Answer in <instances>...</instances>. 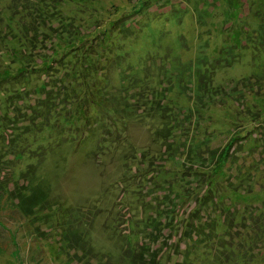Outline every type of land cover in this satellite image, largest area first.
<instances>
[{
    "label": "rangeland",
    "instance_id": "1",
    "mask_svg": "<svg viewBox=\"0 0 264 264\" xmlns=\"http://www.w3.org/2000/svg\"><path fill=\"white\" fill-rule=\"evenodd\" d=\"M35 1L0 0V82L87 60L52 113L0 90V264H264V0H46L31 35Z\"/></svg>",
    "mask_w": 264,
    "mask_h": 264
},
{
    "label": "trees",
    "instance_id": "2",
    "mask_svg": "<svg viewBox=\"0 0 264 264\" xmlns=\"http://www.w3.org/2000/svg\"><path fill=\"white\" fill-rule=\"evenodd\" d=\"M22 1H24V0H11V6L18 5V3L22 2ZM25 1H28V0H25ZM31 3H34V2L31 1ZM35 3L36 4H33L34 5L33 8H32V5H31V7L30 6L26 7L24 9L25 11L23 10L22 15H21V21H22V25H23L22 30H26L27 32L30 31L31 35H32V33L38 32V30L41 29L40 25L44 23L43 21L40 20L41 17H43L44 12L41 11V9L39 7L43 8V6L45 5L46 8L48 7L47 10L49 12H56V9H58L57 7H54L53 4H49L46 0H39L37 2L35 1ZM38 5H39V7H38ZM14 9L15 8L13 6V10ZM32 10H35L34 12L38 15L37 17L34 16V14H32V15L30 14V12ZM14 11H16V10H14ZM27 13H29V14H27ZM125 18L129 19V20L131 19V22L129 21V23L131 24L132 19L136 18V13L134 12V13H131L128 15H123L119 20L123 21ZM135 23H136V21H135ZM79 42H81V40ZM82 42H83V40H82ZM78 43H76V44H78ZM89 47H93V46L91 44H89L86 48H84V51H86L87 48L89 49ZM93 50H95V48H93ZM76 52H79L78 47H76V46H74V48H72V46H71V47H62L60 49H56V51L52 53L53 56L51 58H49L48 60L45 58L42 62H40L38 64L22 67L17 72L10 73L6 77H3L2 78L3 82H0V84L2 83L3 86L2 87L0 86V90L6 92L5 93V99L10 100V104H11V102L14 103L16 100L19 99V98H17L19 96L15 95V92H13V91H15V90L19 91L22 89L25 91L26 95L21 96V99L19 101V105L25 106V108L29 107L28 111H31V109H32L33 110L32 112L36 113V111L38 112V106L40 109H46L48 113H52L53 110L56 111V106H55L56 98L53 95V91L57 87L58 81H56L54 83V77H56V76H54L55 75L54 71H56L55 69L58 68L59 66H64L65 63H67V61L73 62L74 59L77 61L79 60L78 61L79 65H81L83 67V65L86 64L85 61L87 59L85 60L86 57L82 56V52L79 53V56H76V55H78V53L76 54ZM70 54H73L74 56H69ZM66 69H68V68H65L64 71ZM82 74H83L82 80L85 82V86H87V82L85 81L86 80V73H82ZM26 75L31 76V78L36 77L37 80L39 78H42L43 80L38 85L35 83L34 85L26 87L25 86V84L27 83L26 80L31 79L30 77H25ZM68 76L69 75L67 74V76L64 77V79L66 81H70V78H67ZM17 82H19V84ZM72 94H73V97H75V98H66L65 99L68 103H70L71 101H74L70 104L71 107H72V105H79V104L82 105L86 91L83 90V92L80 95H78L76 93L75 94L72 93ZM67 97H68V94H67ZM0 98H1V96H0ZM97 103H98L97 101L92 100L91 105L92 104L97 105ZM32 104H33V106H32ZM83 105H84V103H83ZM85 106L88 109L89 105L87 106V103L85 104ZM58 108H59V104H58ZM107 114H105V115L107 116ZM73 115H72V117H64L61 120L62 123H65V125L67 124L66 127L71 128V129H73L77 125L79 127H81L83 125L82 122L84 123L85 120H82V119L72 120V118H74ZM41 116L42 115L39 114L36 117V119L37 120L41 119ZM6 118H7V116H6ZM109 118H110V116H109ZM6 121L7 120H4V118L3 119L0 118V126H1V123L6 122ZM48 125L49 124H45V127H47ZM101 147H103V145L99 144L100 150H101ZM100 150L98 149V151H100ZM216 244L218 245V247L221 250H223V248H224L223 245L220 246L218 244V242H216L215 245Z\"/></svg>",
    "mask_w": 264,
    "mask_h": 264
}]
</instances>
